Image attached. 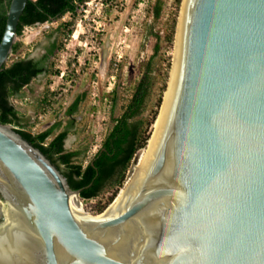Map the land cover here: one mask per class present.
Here are the masks:
<instances>
[{"label":"water","instance_id":"95a60500","mask_svg":"<svg viewBox=\"0 0 264 264\" xmlns=\"http://www.w3.org/2000/svg\"><path fill=\"white\" fill-rule=\"evenodd\" d=\"M29 1L10 3L0 71ZM183 12L150 158L113 217L83 222L79 192L0 124V201L11 209L0 264H264V0H184Z\"/></svg>","mask_w":264,"mask_h":264},{"label":"rangeland","instance_id":"374dc122","mask_svg":"<svg viewBox=\"0 0 264 264\" xmlns=\"http://www.w3.org/2000/svg\"><path fill=\"white\" fill-rule=\"evenodd\" d=\"M85 1L88 3L80 6L75 17L67 15L58 22L24 29L16 41L18 50L12 53L7 63L19 58H39L44 54L45 48L56 40L64 44V50L55 55L52 61L53 70L60 74L52 77L40 76L24 89L21 96L11 99L21 119L20 126H11L15 130L24 128L37 133L61 121L63 126L60 131H63L74 121L65 144L71 146L70 150L86 151L84 165L100 150L102 141L114 125L113 119L119 116V107L113 116L110 115V94L116 88L121 94L122 89L138 80L140 64L153 54L155 39L149 35L150 26L162 38L161 51L155 62L162 63L163 69L169 74L162 104L157 109L159 116L174 67L177 31L184 3V0H163L165 5L162 16L156 19L152 13L156 0ZM174 22L176 31L171 44L165 38L170 34ZM63 23H71L70 35L66 36L58 31ZM169 63L171 65L168 69ZM47 91L51 95V102L44 110L38 111V103ZM158 94L155 90L145 115L150 114ZM78 96L82 98V102L77 113L73 117H67V108ZM56 134L58 132L52 138ZM135 173L136 170L133 172L131 165L125 185L114 202L134 179ZM115 190L116 188H107L94 200L79 199L87 213L97 218L101 215L97 212L98 209L107 203Z\"/></svg>","mask_w":264,"mask_h":264},{"label":"trees","instance_id":"16d2710c","mask_svg":"<svg viewBox=\"0 0 264 264\" xmlns=\"http://www.w3.org/2000/svg\"><path fill=\"white\" fill-rule=\"evenodd\" d=\"M12 0H0V42L5 32L8 9ZM85 0H30L25 8L18 26V36L26 28L36 25H44L62 20L65 16L75 17L80 6ZM179 3V2H178ZM165 2L156 0L153 6V17L160 19ZM71 23H63L58 31L63 35L72 33ZM176 31V22L171 27L170 34L165 41L173 43ZM149 35L155 39L153 54L139 66L140 78L134 80L128 87L121 90L116 88L109 96L110 115L113 116L119 107V116L113 119L114 125L104 138L100 150L92 160L84 165L86 151H66L65 142L74 126L71 121L65 130L60 131L62 122H55L49 128L32 133L24 128L16 130L31 145L40 150L64 175L70 188L79 192V197L84 200L97 199L107 188H116L107 203L98 209L102 214L104 210L114 202L120 189L125 185L131 165L139 152L148 147L151 139V130L158 118L159 107L167 88L168 72L163 69L162 63H156L155 59L161 51V36L155 33L152 26ZM16 43L13 54L18 50ZM64 50V44L54 41L46 54L39 58H19L10 64H6L0 71V124L21 125L20 113L11 103V99L22 95L39 76H58L59 71L53 70L55 55ZM168 64V69L170 67ZM163 83V84H162ZM162 84V86H159ZM159 92L158 99L150 114L145 115L148 102L154 91ZM120 94V95H119ZM51 102V95L47 91L38 103V111L44 110ZM82 102L77 97L70 105L65 115L73 117ZM58 132L53 138L52 136Z\"/></svg>","mask_w":264,"mask_h":264},{"label":"bare ground","instance_id":"6f19581e","mask_svg":"<svg viewBox=\"0 0 264 264\" xmlns=\"http://www.w3.org/2000/svg\"><path fill=\"white\" fill-rule=\"evenodd\" d=\"M187 1V0H186ZM185 11V8H184ZM183 14L181 15L180 18V30L178 33V37H177V45H176V52H175V60H174V67H173V71L171 74V79H170V84H169V88L168 91L166 93L165 96V101L163 103L162 109H161V113L159 116V121L156 123V125L154 126V133L149 141V145L148 147L145 149L144 152H142L139 155V159H138V164L135 167L134 171L136 170L135 175L133 176L134 179L128 184V186L121 191L119 197L116 199V201L109 206V208L103 212L100 216H98L97 218H93L91 217L87 211L85 210V207L83 205V203L80 201L79 197L77 195H75V200H76V213L78 215V217L83 221V222H92L94 220H99V219H106V218H110L113 217L114 215H116L119 210L123 207V205L126 203V201L129 199V197L132 195L134 189L136 188L137 184L140 181V178L144 172V169L148 163V160L150 158L151 152H152V148L156 139V135L159 129V126L161 124L165 109L167 107L169 98L171 96V92H172V88H173V83H174V78H175V74H176V67H177V59H178V51H179V45H180V38H181V32H182V23H183ZM11 209H9V207L0 201V215L3 214H7L10 213Z\"/></svg>","mask_w":264,"mask_h":264},{"label":"flooded vegetation","instance_id":"af4514ba","mask_svg":"<svg viewBox=\"0 0 264 264\" xmlns=\"http://www.w3.org/2000/svg\"><path fill=\"white\" fill-rule=\"evenodd\" d=\"M52 43H50L46 48H45V52H44V54L41 56V57H43L45 54H46V52H47V49H49L50 48V45H51ZM41 57H39V58H41ZM39 58H36V59H39ZM40 77V76H39ZM38 77V78H39ZM67 151V150H66Z\"/></svg>","mask_w":264,"mask_h":264},{"label":"crops","instance_id":"0c3cea01","mask_svg":"<svg viewBox=\"0 0 264 264\" xmlns=\"http://www.w3.org/2000/svg\"><path fill=\"white\" fill-rule=\"evenodd\" d=\"M69 147H71V146H70V145L68 146V145L65 144V149H66L67 151H77L76 149L70 150Z\"/></svg>","mask_w":264,"mask_h":264},{"label":"built area","instance_id":"2783aa9c","mask_svg":"<svg viewBox=\"0 0 264 264\" xmlns=\"http://www.w3.org/2000/svg\"><path fill=\"white\" fill-rule=\"evenodd\" d=\"M88 2H86L85 4H87Z\"/></svg>","mask_w":264,"mask_h":264}]
</instances>
